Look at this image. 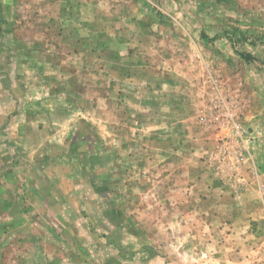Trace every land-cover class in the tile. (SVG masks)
<instances>
[{
  "label": "rangeland",
  "instance_id": "rangeland-1",
  "mask_svg": "<svg viewBox=\"0 0 264 264\" xmlns=\"http://www.w3.org/2000/svg\"><path fill=\"white\" fill-rule=\"evenodd\" d=\"M235 263L264 264V0H0V264Z\"/></svg>",
  "mask_w": 264,
  "mask_h": 264
},
{
  "label": "trees",
  "instance_id": "trees-1",
  "mask_svg": "<svg viewBox=\"0 0 264 264\" xmlns=\"http://www.w3.org/2000/svg\"><path fill=\"white\" fill-rule=\"evenodd\" d=\"M242 57L245 59V60H249L250 56L248 54H243Z\"/></svg>",
  "mask_w": 264,
  "mask_h": 264
},
{
  "label": "crops",
  "instance_id": "crops-1",
  "mask_svg": "<svg viewBox=\"0 0 264 264\" xmlns=\"http://www.w3.org/2000/svg\"><path fill=\"white\" fill-rule=\"evenodd\" d=\"M231 236H232V234H231L229 237H231ZM241 240H243V239L241 238ZM232 246H233V245L231 244L230 248H232ZM235 252H236V251H235ZM235 264H236V263H235Z\"/></svg>",
  "mask_w": 264,
  "mask_h": 264
}]
</instances>
